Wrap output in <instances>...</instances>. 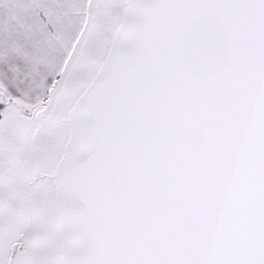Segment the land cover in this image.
Listing matches in <instances>:
<instances>
[{"label":"snow or ice","instance_id":"6c2138e0","mask_svg":"<svg viewBox=\"0 0 264 264\" xmlns=\"http://www.w3.org/2000/svg\"><path fill=\"white\" fill-rule=\"evenodd\" d=\"M0 264H264V0H0Z\"/></svg>","mask_w":264,"mask_h":264}]
</instances>
